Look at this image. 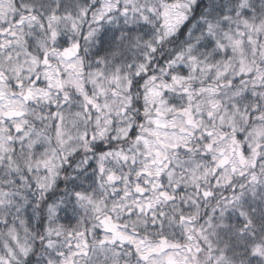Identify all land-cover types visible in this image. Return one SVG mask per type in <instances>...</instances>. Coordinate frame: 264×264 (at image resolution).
Listing matches in <instances>:
<instances>
[{
    "label": "snow or ice",
    "instance_id": "1",
    "mask_svg": "<svg viewBox=\"0 0 264 264\" xmlns=\"http://www.w3.org/2000/svg\"><path fill=\"white\" fill-rule=\"evenodd\" d=\"M0 264H264V0H0Z\"/></svg>",
    "mask_w": 264,
    "mask_h": 264
}]
</instances>
